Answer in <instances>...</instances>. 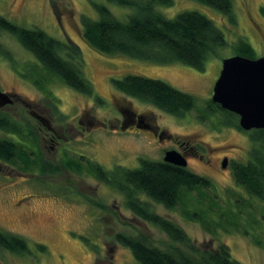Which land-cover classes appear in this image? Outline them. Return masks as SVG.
Here are the masks:
<instances>
[{
    "label": "rangeland",
    "instance_id": "1",
    "mask_svg": "<svg viewBox=\"0 0 264 264\" xmlns=\"http://www.w3.org/2000/svg\"><path fill=\"white\" fill-rule=\"evenodd\" d=\"M94 5L107 7L121 20L133 12V8L107 0H0V15L12 23L41 29L63 43L70 41L79 47L82 71L91 84L92 94L86 96L69 89L56 75L46 71L15 37L3 31H0V91L34 101L52 115L57 125H76L82 108L105 122L116 114L117 121L122 117L118 110L121 105L151 119L160 130L171 135L170 141L160 143L150 130L111 132L100 128L91 139L87 155L105 169L114 166L134 169L139 167V159L160 161L166 150L193 147L202 157H189L187 168L207 178L212 186L203 189L202 195L191 193L189 203L178 204L174 209L143 196L141 199L158 215L182 228L196 245L209 242L215 248L218 243H225L231 257L240 263L264 264V200L249 196L237 186L229 167L232 162L246 161L252 143L246 131L227 126V117L210 107L222 60L237 54L235 46L239 40L251 45L256 58L264 56V17L260 13L264 0H231L232 20L195 0H173L171 6L157 7L169 18L184 11L199 12L223 32L226 45L206 60L203 70L179 62L160 64L96 52L83 40L81 22L83 17L99 18ZM128 74L158 79L191 94L194 108L178 118L120 93L111 80ZM109 95L116 99L114 113ZM6 113L19 124L18 133L0 131V138L25 149L22 161L14 159L12 165L20 169L22 163L33 174L21 178L0 174V231L23 238L28 248V252L20 253L0 248V264H93L95 260L99 264H108L109 260L111 264H131L134 259L130 250L116 240L117 234L142 235L159 248H183L159 227L135 216L117 189L99 184L89 174L65 170L66 159L59 152L44 151L41 159L48 161L40 162L41 168L44 165L43 169L53 171L57 167L59 171L52 176L41 174L35 168L38 161L35 145L41 147L43 140L31 129L34 120L19 100ZM22 120L35 135V145L22 128ZM71 140L67 144L73 154L69 160L74 166L80 165L77 146L81 141ZM222 154L230 158L225 170L219 167ZM208 159L213 160L211 167ZM28 212L32 213L31 220ZM36 243L46 246V252L37 251ZM109 246L114 248L112 257Z\"/></svg>",
    "mask_w": 264,
    "mask_h": 264
},
{
    "label": "trees",
    "instance_id": "2",
    "mask_svg": "<svg viewBox=\"0 0 264 264\" xmlns=\"http://www.w3.org/2000/svg\"><path fill=\"white\" fill-rule=\"evenodd\" d=\"M107 1L133 8V12L121 20L107 7L94 5L99 18H82V38L100 54L122 55L160 64L179 62L203 70L206 60L216 56L218 50L226 45L223 32L205 15L184 11L169 18L157 9L158 6H171L173 0ZM195 1L215 8L232 20L231 0ZM260 13L264 17V6L260 8ZM0 31L15 37L46 71L56 75L66 86L87 96L92 94L91 84L82 71V54L75 43H63L38 28L18 26L2 15ZM235 50L236 55L256 58L251 45L245 40H239ZM112 86L120 93L151 104L174 117L181 118L194 108L191 94L158 79L128 74L112 80ZM210 107L220 110L227 117V126L242 130L236 114L222 109L211 100ZM0 129L5 132L18 131V125L0 115ZM246 132L252 143L251 149L245 162L231 163L232 177L235 184L249 196L264 200V129ZM24 153L25 149L17 143L0 138V161L12 164L18 158L21 162ZM139 163V167L134 169L116 166V176L106 172L104 181L123 195L127 208L135 216L159 227L172 242L181 244L183 248H159L142 235L117 234L116 239L130 250L134 259L131 264H242L231 257L225 243H218L215 248L209 242L196 245L182 228L158 215L140 197L174 209L178 204L184 206L189 203L191 193L202 195L203 189H209L212 185L207 178L187 167L163 160L139 159ZM200 221H203L201 217ZM0 248L16 253L27 249L23 238L2 231ZM37 249L39 252L45 251L42 245H37Z\"/></svg>",
    "mask_w": 264,
    "mask_h": 264
},
{
    "label": "flooded vegetation",
    "instance_id": "3",
    "mask_svg": "<svg viewBox=\"0 0 264 264\" xmlns=\"http://www.w3.org/2000/svg\"><path fill=\"white\" fill-rule=\"evenodd\" d=\"M68 42V41H67ZM111 84H112V80H111ZM65 85V84H64ZM68 87V86H67ZM69 88V87H68ZM71 89V88H69ZM73 90V89H71ZM6 93L10 94L12 96V103L9 105H6L2 108H0V115L2 116V118L7 119H11V120H15L14 118H10L9 115L6 113L8 111L9 108H11L17 100H19L24 107L26 108V112L27 114L34 120V123L31 124V129L35 134H39L41 140H43V144L41 145V147L35 145V135L31 134L30 131H28V128L26 124H24V120H22V128L25 130L26 129V134L27 136H29L31 139H33V143L35 145V147L37 148V157H38V161L37 163H35L36 165V169L39 170L41 172V174H49L50 176H52V174L55 175L56 172H58V168L55 167L53 168V171H47L44 168V165L42 166L43 168H41V166L39 165L40 162L45 163L46 161H48L46 159L43 160L41 159L42 154L44 153V151H49L50 153H60L66 160H65V164L63 166V168L69 172L72 173H85L86 175L92 177L93 179L99 181L98 183H105L108 186H111L109 183H106L104 181V177L106 176L105 173L108 172L109 174L112 172L113 177H115V170H116V166L114 167H110L109 169H105L103 166H101L98 162L91 160V158H89L88 154V150L91 148V139L93 138V135L95 133V131L99 130L100 128L102 129H106L107 131H111L114 132L116 130H122L121 129V125L122 123H126L129 122L131 123V125L126 128L125 130L122 131H126V130H133V129H137V130H142V131H153L155 138H157L159 140L160 143L164 144L168 141H170L171 139V135L166 132V130H160L156 124L149 118H144L143 116L139 115V114H135L132 110H130L128 107H124V106H118V110L122 113V117L121 119H117L116 121V114L113 115L112 119H108L106 122L104 120H98L97 118L93 117L92 115L88 114L87 111L85 110V108H82V111L79 113V115L77 116V120H76V125L74 124H54L53 120H52V115L50 114H46L45 110L43 108H40L34 101L32 100H28L25 98H21V97H17L15 93L13 92H9V91H5ZM77 92V91H75ZM79 93V92H78ZM87 96V95H86ZM110 98V102L109 105L111 106L110 109L116 111V99L114 96L109 95ZM100 100H103L102 98L99 97ZM114 106V107H113ZM132 114H135L136 116L132 117ZM17 125H19L17 123ZM139 126L145 127V128H139ZM0 131L6 133L5 131L1 130ZM18 133V131H17ZM20 133V132H19ZM25 133V132H24ZM4 139V138H1ZM71 139H79L81 141V145L77 146L78 149H80V153L81 155H79V160L81 163L80 165L76 164L75 166L72 164L71 160H69V157H71L72 155L70 154V148L67 147V144L70 143ZM72 141V140H71ZM39 148V149H38ZM225 148V147H224ZM41 149V150H40ZM167 151V150H166ZM165 151V152H166ZM179 153H181L186 161H187V165H188V159L189 157H199L201 159V155L199 156V154L197 155V152L194 150L193 147H179L178 150ZM226 150H223V152H225ZM164 152V153H165ZM212 158V156H211ZM225 160V162H224ZM212 159H208L207 162L209 164V166L211 167V163H212ZM230 163V158L226 155V154H222V156L220 157L219 160V167L221 170H225L228 168V164ZM73 165V166H72ZM231 165V163H230ZM26 166L22 165L21 163V167L20 169H16L10 162L7 161H0V174L3 175H8V176H13V177H24V176H29L32 175L33 173H29L30 171L26 170L25 168ZM230 167V166H229ZM57 168V170H56ZM44 171H46L44 173ZM112 176V175H110ZM109 176V177H110ZM111 188H113L111 186ZM114 189V188H113ZM21 201V198L20 200ZM30 209V208H29ZM29 220L32 219L31 212L27 213ZM34 216V215H33ZM117 240V239H116ZM37 245H42L40 243H36V248ZM45 247V251L46 252V246ZM27 248V246H26ZM8 251V250H7ZM28 252V248L23 251V252ZM37 251H39L37 249ZM114 251L113 246H109L108 247V252L111 253V257H112V253ZM11 252V251H10ZM16 253V252H15ZM108 264L112 263V260L107 261ZM93 264H99V261H94Z\"/></svg>",
    "mask_w": 264,
    "mask_h": 264
},
{
    "label": "water",
    "instance_id": "4",
    "mask_svg": "<svg viewBox=\"0 0 264 264\" xmlns=\"http://www.w3.org/2000/svg\"><path fill=\"white\" fill-rule=\"evenodd\" d=\"M211 101L236 114L238 126L243 131L264 129V56L251 59L233 55L223 59L212 89ZM11 103L12 96L0 91V108ZM130 125L129 122L122 123L121 129L125 130ZM163 161L187 167L185 157L174 149L164 153Z\"/></svg>",
    "mask_w": 264,
    "mask_h": 264
}]
</instances>
